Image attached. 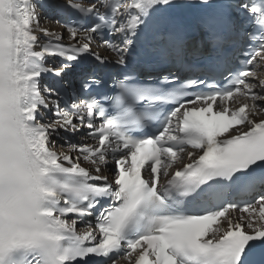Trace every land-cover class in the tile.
Listing matches in <instances>:
<instances>
[{
	"label": "snow or ice",
	"instance_id": "1",
	"mask_svg": "<svg viewBox=\"0 0 264 264\" xmlns=\"http://www.w3.org/2000/svg\"><path fill=\"white\" fill-rule=\"evenodd\" d=\"M262 67L264 0H0V264H264Z\"/></svg>",
	"mask_w": 264,
	"mask_h": 264
},
{
	"label": "bare ground",
	"instance_id": "2",
	"mask_svg": "<svg viewBox=\"0 0 264 264\" xmlns=\"http://www.w3.org/2000/svg\"><path fill=\"white\" fill-rule=\"evenodd\" d=\"M41 17H42V19H41V26L42 27L48 28L50 31H55L57 33H64L65 39L62 40V41L63 42H66V43H69V40L67 38V33L64 32V30L61 27H59L57 24H55L54 21L47 20L46 17L44 16V13L43 12L41 13ZM37 35H39L42 40L49 39V37H45L43 35V33H39L38 32ZM99 51H100V53L102 55H105V56H108V57L110 56V54L107 51L103 50V49H99ZM257 75L260 78H264V74L262 75V74H259V72H257Z\"/></svg>",
	"mask_w": 264,
	"mask_h": 264
}]
</instances>
